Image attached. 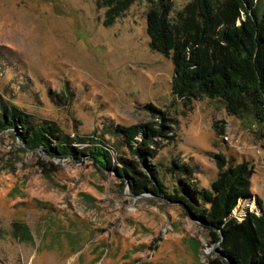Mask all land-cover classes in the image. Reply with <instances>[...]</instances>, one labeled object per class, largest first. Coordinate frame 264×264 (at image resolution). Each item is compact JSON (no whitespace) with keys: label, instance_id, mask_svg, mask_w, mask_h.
<instances>
[{"label":"rangeland","instance_id":"1","mask_svg":"<svg viewBox=\"0 0 264 264\" xmlns=\"http://www.w3.org/2000/svg\"><path fill=\"white\" fill-rule=\"evenodd\" d=\"M191 1L171 0V11ZM211 1L222 13L237 0ZM103 3L0 0V111L13 105L37 124L71 137L102 134L114 146L106 167L87 143H72L83 153L73 158L0 131V264H211L221 239L173 197L174 175L164 169L173 160L209 189L219 164H246L248 185L231 211L240 223L264 208V126L221 100L172 94V53L151 49L146 32L154 0H135L112 19ZM145 123L163 132L144 164L110 132ZM151 163L162 164L171 196L136 194L116 170L126 164L146 176Z\"/></svg>","mask_w":264,"mask_h":264},{"label":"trees","instance_id":"2","mask_svg":"<svg viewBox=\"0 0 264 264\" xmlns=\"http://www.w3.org/2000/svg\"><path fill=\"white\" fill-rule=\"evenodd\" d=\"M103 1L112 19L123 15L135 0ZM171 9V0H154L146 12V32L151 49L172 53V94L182 100H221L227 111L247 112L264 126V0H237L222 13L211 0H192L174 14ZM158 114L165 118L164 112ZM154 124L118 125L110 133L145 164L147 157L154 158L149 149L153 138L163 132L162 123ZM5 129L18 130L17 137L26 148L44 146L49 154L78 158L83 153L72 143H87L83 150L88 155L106 167L111 165L114 146L102 134L71 137L54 123H35L30 114L13 105L0 111V131ZM161 165L147 164L146 176L126 164L116 170L128 179L134 193L169 197L171 193L163 189ZM223 165L219 164L222 170L209 189H199L189 170L173 160L163 169L174 175L173 187L179 195L173 197L186 201L193 217L212 232L214 242L221 239L211 264H264V208L260 214L249 212L240 223L231 216L246 191L249 170L244 163L226 169Z\"/></svg>","mask_w":264,"mask_h":264},{"label":"water","instance_id":"3","mask_svg":"<svg viewBox=\"0 0 264 264\" xmlns=\"http://www.w3.org/2000/svg\"><path fill=\"white\" fill-rule=\"evenodd\" d=\"M259 208V210H261V207H258Z\"/></svg>","mask_w":264,"mask_h":264},{"label":"bare ground","instance_id":"4","mask_svg":"<svg viewBox=\"0 0 264 264\" xmlns=\"http://www.w3.org/2000/svg\"><path fill=\"white\" fill-rule=\"evenodd\" d=\"M249 206H251V205H249Z\"/></svg>","mask_w":264,"mask_h":264}]
</instances>
